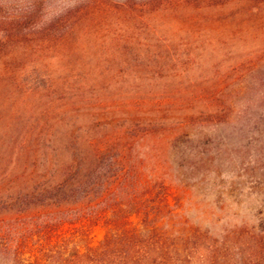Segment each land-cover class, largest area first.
I'll return each instance as SVG.
<instances>
[{
    "label": "rangeland",
    "instance_id": "rangeland-1",
    "mask_svg": "<svg viewBox=\"0 0 264 264\" xmlns=\"http://www.w3.org/2000/svg\"><path fill=\"white\" fill-rule=\"evenodd\" d=\"M44 67L90 70L106 104L141 100L129 114L183 122L136 146L161 200L126 215L130 239L107 217L65 232L68 248L94 250L76 264H264V0H0V165L42 103L18 83ZM16 236L0 264H38L37 237L17 253Z\"/></svg>",
    "mask_w": 264,
    "mask_h": 264
},
{
    "label": "trees",
    "instance_id": "trees-1",
    "mask_svg": "<svg viewBox=\"0 0 264 264\" xmlns=\"http://www.w3.org/2000/svg\"><path fill=\"white\" fill-rule=\"evenodd\" d=\"M92 68L103 75L112 67L95 63ZM89 71L69 69L67 74L53 76L44 67L18 83L22 94L36 93L42 103L35 113L30 112L23 130L6 143L0 165V245L8 248L10 234L17 232L18 253L21 240L34 235L39 240L38 264H76L94 251L88 245L86 251L75 244L68 248L65 232L72 230L76 238L83 237L88 225L100 218H108L110 235L133 236L137 228L120 229L126 215L147 213L146 203H154V196L159 202L163 196L160 187L150 183V172L144 170V158L136 146L155 134L173 136L183 125L181 120L167 121L163 116L129 114V110L140 111L141 100L106 104L93 94L96 86L87 80ZM121 106L125 108L122 116L100 112ZM82 112L85 120L79 118ZM27 243H22L25 248ZM47 252L53 254V261ZM28 254L35 255L30 250ZM16 257L23 260L19 254Z\"/></svg>",
    "mask_w": 264,
    "mask_h": 264
}]
</instances>
